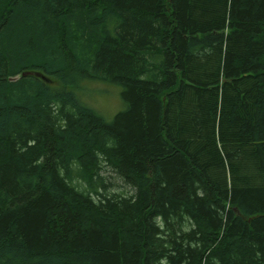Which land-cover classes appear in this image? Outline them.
<instances>
[{
  "label": "trees",
  "instance_id": "1",
  "mask_svg": "<svg viewBox=\"0 0 264 264\" xmlns=\"http://www.w3.org/2000/svg\"><path fill=\"white\" fill-rule=\"evenodd\" d=\"M0 264H264V0H0Z\"/></svg>",
  "mask_w": 264,
  "mask_h": 264
},
{
  "label": "rangeland",
  "instance_id": "2",
  "mask_svg": "<svg viewBox=\"0 0 264 264\" xmlns=\"http://www.w3.org/2000/svg\"><path fill=\"white\" fill-rule=\"evenodd\" d=\"M82 84L83 89L77 92L80 99L105 114V117H111L121 107L118 85L98 81Z\"/></svg>",
  "mask_w": 264,
  "mask_h": 264
},
{
  "label": "water",
  "instance_id": "3",
  "mask_svg": "<svg viewBox=\"0 0 264 264\" xmlns=\"http://www.w3.org/2000/svg\"><path fill=\"white\" fill-rule=\"evenodd\" d=\"M29 73H34V74H36V75H39V76L45 78V75H44L43 73H41V72H39V71H31V70H23V71L21 72V74H19V75H25V74H29ZM19 75L9 76V79H15V78H17Z\"/></svg>",
  "mask_w": 264,
  "mask_h": 264
},
{
  "label": "bare ground",
  "instance_id": "4",
  "mask_svg": "<svg viewBox=\"0 0 264 264\" xmlns=\"http://www.w3.org/2000/svg\"><path fill=\"white\" fill-rule=\"evenodd\" d=\"M20 74H21V73H20ZM18 75H19V74H18ZM25 75H26V74H25ZM19 76H21V75H19ZM19 76H18V77H19ZM18 77H17V78H18ZM8 78H9V77H8ZM15 79H16V78H15ZM11 80H13V79H11Z\"/></svg>",
  "mask_w": 264,
  "mask_h": 264
}]
</instances>
